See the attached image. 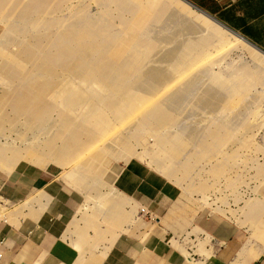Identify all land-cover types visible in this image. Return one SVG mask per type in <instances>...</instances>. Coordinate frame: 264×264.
Wrapping results in <instances>:
<instances>
[{
    "label": "rangeland",
    "instance_id": "374dc122",
    "mask_svg": "<svg viewBox=\"0 0 264 264\" xmlns=\"http://www.w3.org/2000/svg\"><path fill=\"white\" fill-rule=\"evenodd\" d=\"M83 28L88 36H73V31L79 33ZM25 31L27 36L49 40L55 53L59 47L70 53L72 43L94 44L85 67L113 69L109 74L120 77L117 84L123 89L103 90L107 79H64L46 74L45 78L65 86L67 92L82 94L88 104L69 106L63 94L49 90L47 99L53 108L39 136L25 130L19 117L15 124L0 125V146L21 151L31 142L43 144L61 133L75 147L93 140L109 156L108 162L100 169L82 153L79 161L59 163L58 142L49 158L19 156L11 172L23 165L53 169L67 190L77 192L101 216L105 213L102 227L117 231L109 204L125 201L113 191L114 181L128 161H138L179 189L173 226L187 230L194 216L204 211L226 215L242 227L249 225L251 236L264 237L261 52L181 0H0V93L20 92L22 82L12 80L10 73L24 60L20 50ZM12 55L16 59H11ZM120 67H125V72H118ZM126 93L142 95L148 103L121 120L111 106L122 108ZM156 104L170 117L164 127L152 122L155 115L150 108ZM91 108L103 112L105 133L85 121ZM4 111L16 112L10 106ZM63 119H71V125L63 126ZM159 137L174 145L178 153H169ZM0 174H4L1 168ZM0 208L8 214L3 218L6 221L15 214L18 220L24 216L25 206ZM146 217L155 220L153 215Z\"/></svg>",
    "mask_w": 264,
    "mask_h": 264
},
{
    "label": "crops",
    "instance_id": "0c3cea01",
    "mask_svg": "<svg viewBox=\"0 0 264 264\" xmlns=\"http://www.w3.org/2000/svg\"><path fill=\"white\" fill-rule=\"evenodd\" d=\"M187 1L264 51V0ZM128 162L113 189L125 202L109 204L117 231L102 227L105 213L67 190L53 169L23 165L0 174V201L25 206L21 219L0 223V264H264V237L226 215L202 211L187 230L173 226L179 189Z\"/></svg>",
    "mask_w": 264,
    "mask_h": 264
},
{
    "label": "bare ground",
    "instance_id": "6f19581e",
    "mask_svg": "<svg viewBox=\"0 0 264 264\" xmlns=\"http://www.w3.org/2000/svg\"><path fill=\"white\" fill-rule=\"evenodd\" d=\"M20 29L24 31L23 28L20 27ZM23 34L26 40L20 52L23 54L24 60L18 61L16 63V70L10 73L12 74V80L19 79L22 82L20 92L14 95L10 93H0V114L2 120L0 125L2 122H8L11 125L15 124L16 119L21 117L23 118L22 124L24 129L37 138L39 133H41L43 126L49 123V112L53 106L47 99V92L53 89L56 90L59 95L63 94L65 96L64 101L69 106L88 104L82 94L67 92L65 86H59L50 78H45L46 74L52 75L56 78L64 76V79H107L109 80L108 82L102 83L103 90L111 91L116 88L123 89L122 86L117 84L120 77L115 74H109L113 73V69H110L109 67H106V69L85 67L86 61L93 53V48H96L94 44L86 41L84 43H78L76 46L72 43L69 45V47H72L70 53L62 51L61 47H59L58 52L55 53V45L49 40L40 36H27L26 34H28V32L26 31ZM81 35H83V37L89 35L86 28L80 30L79 33L73 31L74 37L81 39ZM0 54H3V52L1 51ZM11 59H16V56L12 55ZM118 72H125V67H120ZM37 73L39 75L41 74V77H36ZM9 100L10 103H8ZM122 101L124 102L122 108L117 105H113V107L111 106V108L117 112L118 117L121 118V120L136 114L141 108V105H146L148 103L146 97L130 93H126L124 95V100ZM6 106L14 108L16 112H5L4 109ZM150 110L151 113L155 115L153 116L152 121L155 123L154 126L164 127L170 120L168 114L165 113V111L162 112L157 107V104L153 105ZM84 119L87 123L93 125L95 130L100 133H105L108 130L106 128V118L100 109H89ZM62 124L63 126H70L71 119H65ZM158 140L169 153H178L177 148H175L174 145L171 146L166 139L159 137ZM58 142L61 146H59L60 148L56 151L55 149L57 146L55 145ZM69 142L68 139L63 138V134L57 133L50 136L43 144L39 143L37 145L34 142H31L30 144L28 143L29 145H26L21 151L17 149L11 150V148H3L0 146V168H2L4 174H6L18 164L17 159H19V156L25 158L35 157L38 159H46L53 155L54 151L57 153L59 163L61 162L67 165L71 164L73 161H79V155L81 156L82 153H87L88 161L91 162V164L100 169L105 168L104 166H106L109 156L103 154V150L96 145V142L93 140H86L76 147ZM129 151L130 149L127 148L125 152L129 153Z\"/></svg>",
    "mask_w": 264,
    "mask_h": 264
},
{
    "label": "water",
    "instance_id": "95a60500",
    "mask_svg": "<svg viewBox=\"0 0 264 264\" xmlns=\"http://www.w3.org/2000/svg\"><path fill=\"white\" fill-rule=\"evenodd\" d=\"M185 5L191 7V9L195 10L196 12L200 13L201 15L209 18L210 20H212L214 23H216L217 25L221 26L222 28H224L225 30H227L228 32H230L231 34L239 37L240 39H242L243 41H245L247 44H249L251 47L255 48L256 50H258L259 52H261L264 55V51L258 49L257 47H255L252 43H250L246 38H244L242 35H240L239 33L233 31L232 29H230L229 27H227L226 25H224L223 23H221L218 19H216L215 17L205 13L203 10L199 9L198 7L192 5L191 3H189L187 0H181Z\"/></svg>",
    "mask_w": 264,
    "mask_h": 264
},
{
    "label": "built area",
    "instance_id": "2783aa9c",
    "mask_svg": "<svg viewBox=\"0 0 264 264\" xmlns=\"http://www.w3.org/2000/svg\"><path fill=\"white\" fill-rule=\"evenodd\" d=\"M1 204L4 205V206H9V203L7 204H4L3 201H0V207H1ZM1 208H0V212H1ZM0 223H6L5 220L1 217V213H0ZM0 258H1V253H0Z\"/></svg>",
    "mask_w": 264,
    "mask_h": 264
}]
</instances>
